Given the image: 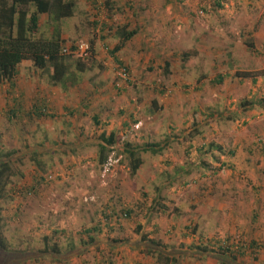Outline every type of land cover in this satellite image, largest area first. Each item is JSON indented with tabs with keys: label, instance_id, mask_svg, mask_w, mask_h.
Masks as SVG:
<instances>
[{
	"label": "rangeland",
	"instance_id": "obj_1",
	"mask_svg": "<svg viewBox=\"0 0 264 264\" xmlns=\"http://www.w3.org/2000/svg\"><path fill=\"white\" fill-rule=\"evenodd\" d=\"M74 1L38 30L93 48L64 54L66 87L32 62L0 83V264H264V76H236L264 71V0Z\"/></svg>",
	"mask_w": 264,
	"mask_h": 264
},
{
	"label": "trees",
	"instance_id": "obj_2",
	"mask_svg": "<svg viewBox=\"0 0 264 264\" xmlns=\"http://www.w3.org/2000/svg\"><path fill=\"white\" fill-rule=\"evenodd\" d=\"M75 6L76 2L74 0H0V83H8L11 86H15L14 81L19 73V66L23 62L29 61L34 64L37 70L49 72L54 84H64V87H66L68 77H70V68L64 60L63 52L65 49L63 48L64 40L62 39L61 32L55 29L51 38H45L38 37V30L42 15L48 14L50 19L58 22L61 19L72 17ZM137 33L138 31H122V39L129 41ZM245 44L250 51L256 49V45L252 41H246ZM123 45V43L119 44L112 53L115 54L121 50L124 47ZM191 56L192 53H184V61L190 59ZM169 66L170 64L166 62V67ZM84 67L85 64H79L80 71H84ZM236 76L242 79H252L253 83H255L259 76H264V71L255 73L238 72ZM223 80L224 76H219L218 83L223 82ZM261 104L264 106V98L261 100ZM16 108L17 112L21 111L20 107ZM34 109L37 110L38 115L45 114L44 105L36 106ZM12 113L16 115L15 110ZM103 138L105 139V134H103ZM106 141L113 144L115 142V135L111 134ZM153 147L154 145H148V148ZM129 155L132 163V174H136L142 164V160L136 156L133 150L129 151ZM106 161V150L102 146L100 154L102 167L105 166ZM14 176L10 159L0 156V199L4 198L7 188L15 182ZM50 176L48 175L49 179L51 178ZM140 211L135 209L119 210L113 206L107 212L106 220L112 228L114 224L116 227L117 223L121 225V220L135 223L137 227L136 233L141 235L143 228L140 222H136V215L140 214ZM98 229L95 228V231ZM86 232L88 234L92 233L91 230H87ZM1 235L0 230V246L4 248ZM141 238L144 241L147 239L144 234H142ZM228 248L230 249L231 247L228 246ZM236 248L238 249V247ZM222 255L226 256L227 254L222 253ZM166 260L167 262L169 261L168 259ZM109 261V264L117 263L114 259H110ZM105 262L106 260H104L103 264Z\"/></svg>",
	"mask_w": 264,
	"mask_h": 264
},
{
	"label": "built area",
	"instance_id": "obj_3",
	"mask_svg": "<svg viewBox=\"0 0 264 264\" xmlns=\"http://www.w3.org/2000/svg\"><path fill=\"white\" fill-rule=\"evenodd\" d=\"M70 50H65V53H70ZM76 53L83 55L84 57H89L91 55V47L88 43L82 42L77 46ZM45 112V111H44Z\"/></svg>",
	"mask_w": 264,
	"mask_h": 264
},
{
	"label": "clouds",
	"instance_id": "obj_4",
	"mask_svg": "<svg viewBox=\"0 0 264 264\" xmlns=\"http://www.w3.org/2000/svg\"><path fill=\"white\" fill-rule=\"evenodd\" d=\"M91 47V46H90ZM77 49V48H76ZM76 49H74L73 51H71L70 49H65V50H70L71 52L70 53H66V54H77L76 53ZM91 49H92V47H91ZM65 50H64V53L63 54H65ZM93 51V50H92ZM83 56V55H82ZM90 57V56H89ZM124 75H126V73L124 74ZM44 111H45V114H47V112H48V110H47V108H44Z\"/></svg>",
	"mask_w": 264,
	"mask_h": 264
},
{
	"label": "crops",
	"instance_id": "obj_5",
	"mask_svg": "<svg viewBox=\"0 0 264 264\" xmlns=\"http://www.w3.org/2000/svg\"><path fill=\"white\" fill-rule=\"evenodd\" d=\"M44 15H48V14H44ZM44 15H42V16H44ZM49 16V15H48ZM50 17V16H49ZM54 33V32H53ZM62 36V35H61ZM62 39L64 40V37L62 36ZM113 54V53H112ZM113 55H115V54H113ZM25 62H29V61H25ZM24 63V62H23ZM245 250H243L242 252H244ZM206 264H218V263H214V262H212L211 260L209 261V262H207ZM220 264V263H219Z\"/></svg>",
	"mask_w": 264,
	"mask_h": 264
}]
</instances>
